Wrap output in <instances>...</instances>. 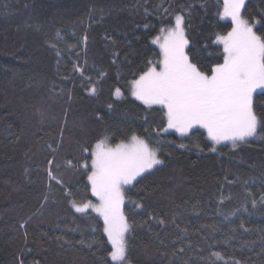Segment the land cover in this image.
I'll return each mask as SVG.
<instances>
[{
    "label": "trees",
    "instance_id": "16d2710c",
    "mask_svg": "<svg viewBox=\"0 0 264 264\" xmlns=\"http://www.w3.org/2000/svg\"><path fill=\"white\" fill-rule=\"evenodd\" d=\"M221 10V0H0V264H113L103 221L72 201H95L81 167L95 144L132 135L163 163L125 190L129 262L264 264V131L211 151L203 130L165 131L159 107L129 94L177 15L190 59L222 62ZM242 14L264 36V0Z\"/></svg>",
    "mask_w": 264,
    "mask_h": 264
},
{
    "label": "snow or ice",
    "instance_id": "6c2138e0",
    "mask_svg": "<svg viewBox=\"0 0 264 264\" xmlns=\"http://www.w3.org/2000/svg\"><path fill=\"white\" fill-rule=\"evenodd\" d=\"M244 9L245 0H223V11L218 15L231 21V30L216 37V43L222 45V62L217 60L207 68L193 62L186 51L189 41L181 15L176 16L175 27L167 31L162 42L160 37L152 41L159 45L161 58L148 62L147 69L131 81L130 92L148 108L159 107L166 119L165 131L173 129L187 136L202 128L213 145L228 141L234 148L255 137L258 128L264 131V118L254 109L257 90L264 96V36L244 18ZM115 95L121 96L119 89ZM210 150L216 151L215 147ZM84 151L88 153L87 148ZM90 160L89 164L85 159L81 167L87 170L91 193L98 203L72 201V207L78 213L88 209L97 213L111 245V261L129 264L126 234L131 226L124 212L125 186L163 161L136 135L114 146L105 137L95 144ZM213 255L221 258L219 253Z\"/></svg>",
    "mask_w": 264,
    "mask_h": 264
},
{
    "label": "rangeland",
    "instance_id": "374dc122",
    "mask_svg": "<svg viewBox=\"0 0 264 264\" xmlns=\"http://www.w3.org/2000/svg\"><path fill=\"white\" fill-rule=\"evenodd\" d=\"M222 1V10H221V13H222V11H223V0H221ZM247 0H245V2H246ZM243 15V14H242ZM176 18V17H175ZM175 18H174V20H173V23L170 25V26H167V27H163L161 30H160V32H159V34H157L155 37H153V39H152V41L154 40V39H156L157 37H160L161 38V42H162V40H163V36L167 33V31L169 30V29H171V28H174L175 27ZM254 27H253V30L255 31V25L257 24V22L256 21H253V22H250ZM163 30V31H162ZM154 44V43H153ZM218 44V43H217ZM156 47H157V49H158V51H159V57H158V59L157 60H155V61H153V63H155V62H157V61H159V59L161 58L160 57V48H159V45L158 44H154ZM138 78V77H137ZM130 87H131V82H130V85H129V94L131 95V92H130ZM260 90L258 89L257 90V92H259ZM121 92V94H122V91H120ZM132 96V95H131ZM133 97V96H132ZM165 128H166V126H165ZM201 130H203L204 132H205V134H206V137H207V132H206V130L205 129H202V128H200ZM193 130H195V129H193ZM167 131H171V132H174V133H176L177 135H179V136H181L179 133H177V132H175L173 129H168ZM190 134V133H189ZM188 134V135H189ZM139 137V136H138ZM181 137H185V136H181ZM258 137V132H257V135L255 136V137H250V138H248V140H253V139H255V138H257ZM139 138H141V137H139ZM208 138V137H207ZM129 139L130 138H128L127 140H124V141H119V142H117V143H121V142H124V143H127L128 141H129ZM141 139H144V138H141ZM145 140V139H144ZM146 141V140H145ZM147 142V141H146ZM109 143V142H108ZM117 143H115V144H117ZM110 145H112V146H114L115 144H111V143H109ZM222 144H229V145H232L231 144V142H228V141H225V142H222V143H220V144H216V145H214V147H216V146H219V145H222ZM95 147V146H94ZM94 149V148H93ZM156 152H157V156H158V151L155 149V148H153ZM158 158H159V156H158ZM160 159V158H159ZM88 163L90 164L91 163V160L89 159V161H88ZM155 167V166H154ZM153 167V168H154ZM151 170V169H150ZM146 173V172H145ZM138 178V177H137ZM134 183V182H133ZM132 185V184H131ZM131 185H127V186H125V189L127 188V187H129V186H131ZM93 204H95V203H98V201L96 200V198H95V201H91ZM88 210H91V209H88ZM92 211V210H91ZM95 213V212H94ZM95 214H97V213H95ZM98 215V214H97ZM99 218L103 221V219L99 216ZM126 236H127V234H126ZM109 258H110V256H109ZM111 260V259H110ZM112 262V261H111ZM129 262V261H128ZM129 264H133V263H131V262H129Z\"/></svg>",
    "mask_w": 264,
    "mask_h": 264
}]
</instances>
